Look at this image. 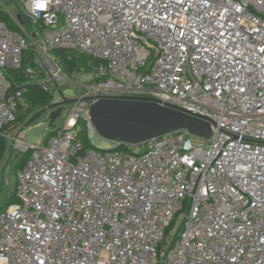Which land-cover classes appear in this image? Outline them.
Masks as SVG:
<instances>
[{
	"label": "built area",
	"instance_id": "1",
	"mask_svg": "<svg viewBox=\"0 0 264 264\" xmlns=\"http://www.w3.org/2000/svg\"><path fill=\"white\" fill-rule=\"evenodd\" d=\"M18 2L14 29L0 1V137L28 157L0 212V264H264V0ZM23 16L39 46L27 67ZM56 50L94 68L62 125L32 145L11 130L25 101L9 74L54 96L85 73H64L45 55ZM102 99L154 101L213 135L86 148Z\"/></svg>",
	"mask_w": 264,
	"mask_h": 264
},
{
	"label": "water",
	"instance_id": "2",
	"mask_svg": "<svg viewBox=\"0 0 264 264\" xmlns=\"http://www.w3.org/2000/svg\"><path fill=\"white\" fill-rule=\"evenodd\" d=\"M74 101L63 102L50 114V124L60 118L64 106ZM90 116L99 137L114 145L110 151L125 145L140 146L148 140L182 130L201 139H210L213 135L209 122L148 100L102 99L91 105Z\"/></svg>",
	"mask_w": 264,
	"mask_h": 264
},
{
	"label": "rangeland",
	"instance_id": "3",
	"mask_svg": "<svg viewBox=\"0 0 264 264\" xmlns=\"http://www.w3.org/2000/svg\"><path fill=\"white\" fill-rule=\"evenodd\" d=\"M0 1L11 14V17L7 14H3V18L5 19L6 23L9 25L13 24L19 26L18 22L20 21L21 17V10L19 8L18 0ZM0 9H3L1 5ZM22 22L24 25L22 26L21 30L29 44L24 57L27 63H31L36 55V49L39 48L38 45L34 44L35 38L33 37V32L35 27H33L32 22L24 16L22 17ZM71 54L75 59L78 60L81 67L85 69V73L82 76L73 77L72 80L68 82L60 83V90H58V92L54 94L52 102L48 106L30 109V111L24 116L21 122H16V124L11 127L12 131L18 129L15 135H17L18 132L21 131L23 133L24 141L29 144L41 145L45 143V141H47L49 137L48 134L49 132H51L53 126H61L66 116L64 113L54 124L51 125L48 119L50 114L56 112L63 102L73 100L74 98L78 97L80 92L82 91V83L90 81L91 73L95 64L94 60L90 56L83 55L77 52H72ZM45 55L50 56L52 60L56 61L54 53ZM25 106L26 104L23 108H25ZM20 113L21 110L19 109L17 112V116ZM91 143L95 148H98L100 150H111L112 148H114L113 144L103 140L99 137L98 134H95L91 138ZM134 150L139 151L138 148H134ZM10 151L11 152L9 157L6 158V163L3 165L2 161H0V212L7 206L9 202L12 203L14 200L13 194L17 175L14 167L17 161L23 156V154L20 153V155L16 157V149H12ZM184 212H186V209L181 211L180 214ZM181 219V216H179V218L175 220L173 227H180Z\"/></svg>",
	"mask_w": 264,
	"mask_h": 264
},
{
	"label": "trees",
	"instance_id": "4",
	"mask_svg": "<svg viewBox=\"0 0 264 264\" xmlns=\"http://www.w3.org/2000/svg\"><path fill=\"white\" fill-rule=\"evenodd\" d=\"M12 28H16L15 25H10ZM58 64L60 65L61 69L69 75L70 77L76 73L79 72L81 65L78 62L77 59L74 58V56L67 50H56L53 52ZM24 66H32L31 63H24ZM9 80H10V91H21L23 94V98L25 101V108H20L21 113L16 116V122H21L24 118V116L30 111V109L37 108V107H46L52 102L53 96H50L47 94L41 86L28 82L23 77L19 76L17 72H11L9 74ZM53 132H49L48 136L51 137ZM48 137V138H49ZM83 141L86 148L93 147L92 143L89 141L87 136L83 135ZM124 147V146H123ZM121 147V148H123ZM8 148V143L5 138L0 137V161L4 157L6 151ZM28 155H24L17 161L15 164V172H18L25 164L27 160ZM13 202H9L7 206L4 208L6 209L8 206L12 205ZM3 209V210H4Z\"/></svg>",
	"mask_w": 264,
	"mask_h": 264
},
{
	"label": "crops",
	"instance_id": "5",
	"mask_svg": "<svg viewBox=\"0 0 264 264\" xmlns=\"http://www.w3.org/2000/svg\"><path fill=\"white\" fill-rule=\"evenodd\" d=\"M15 132H16V131H14V133H15ZM7 143H8L7 151H6L5 155H4V157L1 159L3 165L6 163V161H7L6 158L9 157L10 152H11V151H10L9 154H8V150H9V148H10V141L7 140ZM16 157H18V156H16ZM3 165H2V166H3ZM15 182H16V181H15ZM14 190H15V186H14Z\"/></svg>",
	"mask_w": 264,
	"mask_h": 264
},
{
	"label": "snow or ice",
	"instance_id": "6",
	"mask_svg": "<svg viewBox=\"0 0 264 264\" xmlns=\"http://www.w3.org/2000/svg\"><path fill=\"white\" fill-rule=\"evenodd\" d=\"M37 7L42 8V7H44V5L43 4H38Z\"/></svg>",
	"mask_w": 264,
	"mask_h": 264
}]
</instances>
